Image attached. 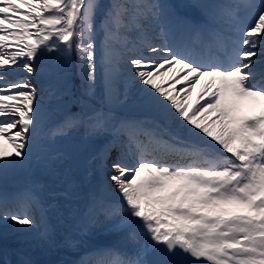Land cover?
Instances as JSON below:
<instances>
[{"label": "snow or ice", "instance_id": "6c2138e0", "mask_svg": "<svg viewBox=\"0 0 264 264\" xmlns=\"http://www.w3.org/2000/svg\"><path fill=\"white\" fill-rule=\"evenodd\" d=\"M207 7L196 23L150 0H113L97 25L98 0H0V175L29 160L46 118L34 81L48 54L74 57L79 111L53 135L84 127L91 138L111 137L97 154L101 191L78 218L80 233L119 217L113 229L137 245L131 254L100 249L94 264H264V106L244 114L246 102L264 105V0L247 22L234 5ZM132 97L143 118L116 113ZM107 188L114 202L105 203ZM47 210L31 192L0 197V221L42 242L51 240Z\"/></svg>", "mask_w": 264, "mask_h": 264}, {"label": "rangeland", "instance_id": "374dc122", "mask_svg": "<svg viewBox=\"0 0 264 264\" xmlns=\"http://www.w3.org/2000/svg\"><path fill=\"white\" fill-rule=\"evenodd\" d=\"M51 55H52V54H48L49 59H51ZM58 55H59V54H56V55H55V58H54V60H53V62H52V63H48L47 65H45V68L56 69V67H57V66H56V60H57ZM58 77L61 78V82H60L58 85H56L55 89H56L57 87L61 86V85L64 83V78L61 77V76H58L57 73L54 72V74H53V78H58ZM36 82H37V81H34L35 85H36ZM49 82H50V81H49ZM49 82H48V83H49ZM38 86H39V85H38ZM37 89H38V90L43 89V91H42V101H41L42 106H47L48 104H50L51 101H52V99H54V98H53V89L50 88L49 84H48V86H45V87H41V86H40V87H38ZM52 111L55 112V118H54V120L48 125V127L46 128V130H45V132H44V134H43V141H44V143H47V144H49L47 138H50V137H51V135H49V132H50V133L53 132V130H54V125H55L54 123H55V121L57 120V115H58V113H57V111H56L55 108H53ZM46 119H47V118H46ZM42 133H43V132H42ZM42 133L39 132V133L35 134V135L33 136V140H32V142H33V141L38 142V141L40 140L41 136H42ZM52 134H53V133H52ZM50 144H51V143H50ZM47 150H48V148H47Z\"/></svg>", "mask_w": 264, "mask_h": 264}, {"label": "bare ground", "instance_id": "6f19581e", "mask_svg": "<svg viewBox=\"0 0 264 264\" xmlns=\"http://www.w3.org/2000/svg\"><path fill=\"white\" fill-rule=\"evenodd\" d=\"M33 153H38V157H37V160L40 161L44 158L43 154L39 153L35 148L34 146H32V151ZM31 155V154H30ZM32 156V155H31ZM33 157V156H32Z\"/></svg>", "mask_w": 264, "mask_h": 264}]
</instances>
